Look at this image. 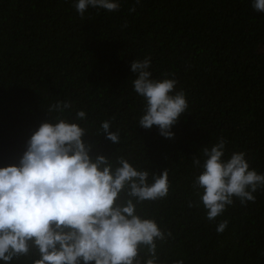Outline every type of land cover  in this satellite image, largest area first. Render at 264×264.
Instances as JSON below:
<instances>
[{
  "label": "trees",
  "instance_id": "trees-1",
  "mask_svg": "<svg viewBox=\"0 0 264 264\" xmlns=\"http://www.w3.org/2000/svg\"><path fill=\"white\" fill-rule=\"evenodd\" d=\"M145 57L153 78H174L186 94L172 139L138 126L145 102L131 64ZM57 101L71 104L65 119L86 113L79 123L92 157L168 170V196L137 206L166 234L162 264H264V188L208 220L192 163L224 138L226 157L243 152L264 173V13L252 0H119L116 11L89 7L83 16L73 0H0V167L17 164L31 134L60 115L47 113ZM103 121L118 145L102 136Z\"/></svg>",
  "mask_w": 264,
  "mask_h": 264
},
{
  "label": "clouds",
  "instance_id": "clouds-1",
  "mask_svg": "<svg viewBox=\"0 0 264 264\" xmlns=\"http://www.w3.org/2000/svg\"><path fill=\"white\" fill-rule=\"evenodd\" d=\"M73 4L81 16L89 7L119 8V0ZM252 7L264 13V0H252ZM151 63L145 57L131 64L133 90L145 102L138 126H156L172 139L173 126L188 108L186 94L176 90L174 78H153ZM70 108L67 101L50 105L48 115H60L49 116L31 134L17 164L0 167V264H16L33 250L31 264H162L157 248L166 234L137 206L168 196V170L156 174L123 157H92L93 145L84 140L87 131L79 123L86 113L77 111L70 121L63 118ZM110 128V121H103L102 136L118 145L119 134ZM225 153L226 141L219 138L192 161L200 170L194 187L208 220L222 215L234 199L254 201L253 193L264 188V173L250 167L245 153ZM227 223H219L217 232Z\"/></svg>",
  "mask_w": 264,
  "mask_h": 264
}]
</instances>
